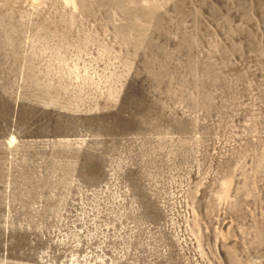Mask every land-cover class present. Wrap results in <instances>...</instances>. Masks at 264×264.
I'll return each instance as SVG.
<instances>
[{
    "label": "rangeland",
    "instance_id": "1",
    "mask_svg": "<svg viewBox=\"0 0 264 264\" xmlns=\"http://www.w3.org/2000/svg\"><path fill=\"white\" fill-rule=\"evenodd\" d=\"M0 264H264V0H0Z\"/></svg>",
    "mask_w": 264,
    "mask_h": 264
}]
</instances>
